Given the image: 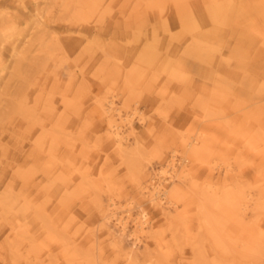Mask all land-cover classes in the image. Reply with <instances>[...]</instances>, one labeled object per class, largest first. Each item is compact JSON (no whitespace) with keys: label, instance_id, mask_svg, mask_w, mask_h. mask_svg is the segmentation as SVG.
<instances>
[{"label":"rangeland","instance_id":"1","mask_svg":"<svg viewBox=\"0 0 264 264\" xmlns=\"http://www.w3.org/2000/svg\"><path fill=\"white\" fill-rule=\"evenodd\" d=\"M194 134L167 214L141 188ZM0 264H264V0H0Z\"/></svg>","mask_w":264,"mask_h":264},{"label":"bare ground","instance_id":"2","mask_svg":"<svg viewBox=\"0 0 264 264\" xmlns=\"http://www.w3.org/2000/svg\"><path fill=\"white\" fill-rule=\"evenodd\" d=\"M42 20H44V15L39 14V18L36 21V25L38 27L39 26L41 27ZM99 109H100V113H101L102 117L107 122V126L111 131V138L113 141V145L119 151L125 153L126 152V145L124 142H125L127 136L123 132V129H124L123 126L128 125L129 128H132V119H133V115H135L136 109L131 110V112L124 113L122 111V109L119 106H117V104H115L113 99L108 100L106 103H101ZM139 120L142 123L146 122L145 117L143 115H141L139 117ZM203 121L206 122V121H209V119L204 118ZM182 140L184 142H186L184 153H181L178 155L177 154L178 152L175 153L176 150L173 149L171 151L172 153H171L170 159L166 163L161 165L155 172V174L158 175L159 180L156 179L155 174H154L152 177H149L150 180H149L148 184L144 185L141 188L142 193L146 194L145 195L147 197L146 200L151 202L153 204L152 206L159 207L160 209L166 211L167 214H170L172 212V210L169 208L177 207L179 204L177 200H173L171 198V196H169L170 194L168 193V191H169L170 185H174L176 187V189L174 190L175 195H176V192L179 191V186L177 185V183H179L180 180L183 181L184 184L186 183V181H187V179H186V175H187L186 167H187V162H188V154L194 153L195 156L200 157V156H202V153H203V149L201 146L198 145L197 136L195 134L188 136V137H183ZM201 161H203V160H201ZM179 166H180V168H179ZM163 199H164V201H163ZM108 201L109 202L104 209V211H105L104 219L107 222L114 220L116 224H119L118 225L119 226V228H118L119 233H117V234L112 233L111 237L114 239L119 238V240H120V238L126 232L127 224H128L127 222H129L128 220L130 219L132 222V225H133V229L131 230V232L129 234L130 237L133 238V240H134L133 242L135 245L143 244V242H144L143 237L146 236L145 231L151 225L150 216L148 215L147 210L143 207H139V209L135 215H132V213L130 211H127L125 217H122V216L117 214L118 212L115 211L116 210V203H115L113 197L110 196L108 198ZM129 203L131 204V202H128L127 204H129ZM241 205H243L241 207V209L245 210L247 205L245 203H241ZM214 228L216 229L217 227H214ZM216 230L219 231L218 228ZM223 234H218V235L224 236L225 234L224 235ZM213 235H214V233H213ZM220 239H222V237ZM216 243L218 245H221L223 242L220 244V241H217ZM98 245H99V243H98ZM257 251L255 253H258ZM251 252L252 251H250V253ZM244 254H246V253H244ZM244 254H243V256H245ZM126 256H127V259L131 258V253L127 252Z\"/></svg>","mask_w":264,"mask_h":264}]
</instances>
